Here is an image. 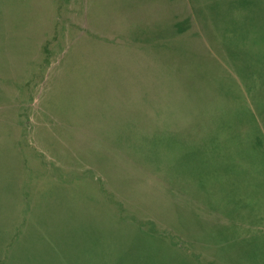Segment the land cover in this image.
<instances>
[{
	"label": "rangeland",
	"instance_id": "374dc122",
	"mask_svg": "<svg viewBox=\"0 0 264 264\" xmlns=\"http://www.w3.org/2000/svg\"><path fill=\"white\" fill-rule=\"evenodd\" d=\"M0 264H264V0H0Z\"/></svg>",
	"mask_w": 264,
	"mask_h": 264
}]
</instances>
